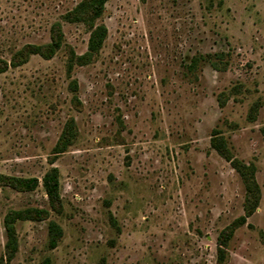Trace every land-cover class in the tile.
Segmentation results:
<instances>
[{
	"label": "rangeland",
	"instance_id": "obj_1",
	"mask_svg": "<svg viewBox=\"0 0 264 264\" xmlns=\"http://www.w3.org/2000/svg\"><path fill=\"white\" fill-rule=\"evenodd\" d=\"M83 1L0 0V175L40 180L0 187V262L7 213L36 208L48 214L17 222L5 264H219L228 227L223 264H264V0H109L88 61L91 27L67 20ZM56 24L62 48L31 53ZM213 140L254 168L252 214ZM55 167L58 209L42 185ZM51 222L63 230L54 249Z\"/></svg>",
	"mask_w": 264,
	"mask_h": 264
},
{
	"label": "trees",
	"instance_id": "obj_2",
	"mask_svg": "<svg viewBox=\"0 0 264 264\" xmlns=\"http://www.w3.org/2000/svg\"><path fill=\"white\" fill-rule=\"evenodd\" d=\"M109 0H84L79 6L67 16L69 22H81L91 27V37L89 41L88 52L82 57L86 61L91 59L92 55L96 53L106 37V28L101 25L95 27V21L98 20L104 13L106 4ZM64 33L60 24H56L52 30L51 43L44 46H31L29 51L33 54H39L42 57L49 59L52 58L63 46ZM25 51H21L16 56V60L12 65H19L27 60ZM10 64L0 59V73H3L8 69ZM212 67L219 71L221 70L215 62L212 63ZM66 140L59 142L56 150L59 153L63 151L66 144ZM213 146L220 154L228 161L232 163L234 168L240 173L244 179L247 189L246 199V212L248 215L252 214L259 206L261 199V191L255 179V171L252 166H247L242 163L235 162L225 150L220 149L219 146L213 140ZM40 185L38 178H16L7 175H0V187H9L19 192H31L36 190ZM42 185L45 189L47 197L50 201L52 208L58 209L61 206L60 197V172L58 168H52L46 173L42 180ZM48 214L43 209H26L22 211L10 210L4 218V225L6 230L7 242H6V254L0 264H5V261H11L18 251V235L16 230V224L19 221L24 220H43ZM244 221L245 219L242 218ZM235 233L234 227H228L223 230L218 238V263L223 264L225 262L227 247L229 241L232 239ZM49 247L54 249L57 247L59 240L63 236L62 228L55 222H51L49 226ZM45 264H51L50 259H47Z\"/></svg>",
	"mask_w": 264,
	"mask_h": 264
}]
</instances>
